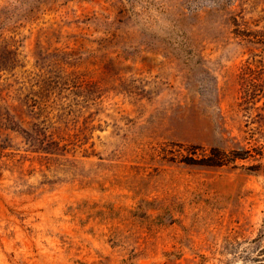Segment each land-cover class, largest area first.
<instances>
[{
	"label": "rangeland",
	"instance_id": "rangeland-1",
	"mask_svg": "<svg viewBox=\"0 0 264 264\" xmlns=\"http://www.w3.org/2000/svg\"><path fill=\"white\" fill-rule=\"evenodd\" d=\"M0 264H264V0H0Z\"/></svg>",
	"mask_w": 264,
	"mask_h": 264
},
{
	"label": "trees",
	"instance_id": "trees-1",
	"mask_svg": "<svg viewBox=\"0 0 264 264\" xmlns=\"http://www.w3.org/2000/svg\"><path fill=\"white\" fill-rule=\"evenodd\" d=\"M225 156H226L225 151L219 150L218 148H213L211 150V156L209 158V162L207 165H215V166L223 165L227 162ZM236 157L237 156H235L234 158Z\"/></svg>",
	"mask_w": 264,
	"mask_h": 264
}]
</instances>
